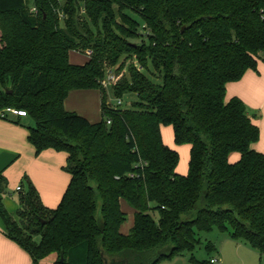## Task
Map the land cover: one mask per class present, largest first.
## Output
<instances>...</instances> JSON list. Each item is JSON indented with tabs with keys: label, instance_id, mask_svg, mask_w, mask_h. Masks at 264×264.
Segmentation results:
<instances>
[{
	"label": "trees",
	"instance_id": "obj_1",
	"mask_svg": "<svg viewBox=\"0 0 264 264\" xmlns=\"http://www.w3.org/2000/svg\"><path fill=\"white\" fill-rule=\"evenodd\" d=\"M139 29L148 30L142 40ZM89 45L88 60L71 64L69 53ZM123 55L141 69L130 66L112 87L116 99L135 95L128 109L107 103L101 85L106 64ZM258 61L264 0H0V110L25 112L35 154L64 152L70 175L55 209L23 176L11 216L0 172L4 236L33 264H157L192 252L194 231L212 228L264 254V155L251 149L259 129L240 99L225 101V85ZM75 90L100 93L98 122L64 109ZM161 126L190 146L186 175ZM120 202L133 210L127 235Z\"/></svg>",
	"mask_w": 264,
	"mask_h": 264
},
{
	"label": "crops",
	"instance_id": "obj_2",
	"mask_svg": "<svg viewBox=\"0 0 264 264\" xmlns=\"http://www.w3.org/2000/svg\"><path fill=\"white\" fill-rule=\"evenodd\" d=\"M87 60L88 58L85 56L83 62L70 63L83 65ZM232 98L240 99L249 110L252 124L259 129V138L256 143L251 145V149L264 155L263 62L258 61L256 71L247 70L241 79L225 85V101L228 102ZM64 109L86 118L91 123L98 122L100 118V93L97 90L71 91L64 101ZM25 118L0 119V172L6 179V190L9 189L10 192L14 193L13 196L11 193L8 194L11 200L16 198L18 201V193L15 192L16 184H21L23 176H26L35 187L42 205L48 209H55L70 181V175L64 171L67 155L52 149H46L36 155L34 147L27 140L28 131L22 125L21 120ZM160 135L162 143L178 154L176 173L186 175L190 146L174 143L171 126H161ZM239 158L238 153H232L229 155L228 161L235 163ZM12 175H15L16 184L11 183ZM21 188L23 191L25 190L23 185ZM2 202L6 211L14 216L19 208V201L17 202L18 206L12 205L10 200L3 197ZM120 204L123 206V202ZM123 211L125 210L123 209ZM128 212L132 221L130 225L126 224L123 228L121 226L120 232L124 235L129 233L133 223V210L128 209ZM4 230L5 227L0 218V264H33L30 256L21 247L4 236ZM238 243L236 249H245L243 248L245 243ZM263 258L264 254H261L258 264H263ZM237 259L240 264H245L238 254Z\"/></svg>",
	"mask_w": 264,
	"mask_h": 264
},
{
	"label": "rangeland",
	"instance_id": "obj_3",
	"mask_svg": "<svg viewBox=\"0 0 264 264\" xmlns=\"http://www.w3.org/2000/svg\"><path fill=\"white\" fill-rule=\"evenodd\" d=\"M78 17H81V20H85L88 23V28L89 30L92 31L93 35H97V29L93 27V25L90 22V19L85 15L84 13V8L83 6H80V10L78 13ZM139 34H141V40L144 39V35L148 34L147 29H139ZM84 37H88L89 35L87 33H83ZM135 40V39H134ZM138 40V38L136 39ZM132 41V40H131ZM80 42V41H79ZM93 46L89 45V48L84 49L82 52L83 54L80 53V49L75 50L74 53H69V61L72 63H80L85 60V56H90L92 54ZM127 55H123L120 57L118 62L116 64H106L105 68V73L108 71L113 72L116 76H118L119 79H121L122 75L128 76V70L130 66H136L139 68L137 65L135 59L128 57ZM139 70H141L139 68ZM149 76L148 74H146ZM157 75V74H156ZM155 75V76H156ZM151 77V76H149ZM153 78V77H151ZM104 80V78H103ZM154 80V78H153ZM158 81V80H157ZM112 87L110 85L104 86L103 89L105 91V97H106V102L112 105V103H115V98L112 92ZM136 97L133 94H126L122 98V105L120 106L122 109H128L131 107L132 103L135 102ZM100 117V116H99ZM4 120V119H2ZM100 120V118H99ZM22 125L25 127H34V121L27 117L25 119H22ZM13 170V169H12ZM15 175H12L11 177V183H15ZM17 183V182H16ZM15 183V184H16ZM14 184V185H15ZM17 186L23 185L24 189L27 187L26 181H22L21 184H16ZM11 193L13 196L14 193L10 192L9 189L6 190L5 195L3 196L4 198H7L10 200L12 205H17L18 201L17 199H10L8 194ZM97 203L100 204V200L97 199ZM200 205V203H199ZM18 206V205H17ZM121 209L125 210L124 212L126 213V222L122 225V228L126 226V224L131 223L132 217L130 216V213L128 212V209L131 210L126 203L123 202V206L121 205ZM128 208V209H126ZM156 215L154 218L156 219ZM195 233V239L198 241V244L195 245L194 249L192 252H184L181 255L174 256L170 259H165L161 260L157 264H208L209 260L211 258L217 259L218 263L217 264H240L239 260L237 259V254L241 259L245 262V264H258L259 258L261 254H259L257 251L251 249L249 246H244L243 248L245 249H236L237 244H239L236 241L231 240L229 237L228 231L221 232L216 228H212L209 232H198L194 231ZM38 240V238L36 239ZM243 243V242H241ZM244 244V243H243ZM210 246L212 247V250L209 251L207 247ZM246 250V251H245ZM56 260L55 256H50L44 261H42V264H54V261ZM264 260V258H263ZM119 262V260L117 261ZM107 264H110L108 261ZM264 264V262H263Z\"/></svg>",
	"mask_w": 264,
	"mask_h": 264
},
{
	"label": "built area",
	"instance_id": "obj_4",
	"mask_svg": "<svg viewBox=\"0 0 264 264\" xmlns=\"http://www.w3.org/2000/svg\"><path fill=\"white\" fill-rule=\"evenodd\" d=\"M30 11L33 13L36 12V10L34 8H32ZM118 80H119L118 76H116L113 72L108 71L105 73V77H104V80H102L101 85H102V87L107 86V85L114 86ZM114 101H115V103L114 104L112 103V106L120 107L122 105V98H118V99L115 98ZM19 117L25 118L26 113L22 112L20 110H17V109H13V108H5L3 110H0V119L6 120V119H10V118H19ZM109 123L110 122L107 121V124H109ZM21 191H22L21 186H17L15 188L16 193L21 192ZM217 263H218V261L215 258H211L209 260V264H217Z\"/></svg>",
	"mask_w": 264,
	"mask_h": 264
},
{
	"label": "water",
	"instance_id": "obj_5",
	"mask_svg": "<svg viewBox=\"0 0 264 264\" xmlns=\"http://www.w3.org/2000/svg\"><path fill=\"white\" fill-rule=\"evenodd\" d=\"M60 262H63L62 255H61V258H60ZM122 263H123V261H121V262H114V261L110 262V264H122Z\"/></svg>",
	"mask_w": 264,
	"mask_h": 264
}]
</instances>
